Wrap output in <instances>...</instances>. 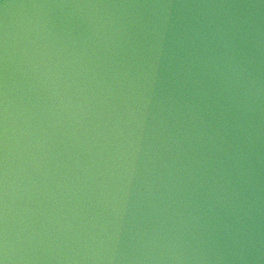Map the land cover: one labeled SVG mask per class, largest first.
<instances>
[{
    "label": "water",
    "instance_id": "95a60500",
    "mask_svg": "<svg viewBox=\"0 0 264 264\" xmlns=\"http://www.w3.org/2000/svg\"><path fill=\"white\" fill-rule=\"evenodd\" d=\"M0 264H264V0H0Z\"/></svg>",
    "mask_w": 264,
    "mask_h": 264
}]
</instances>
